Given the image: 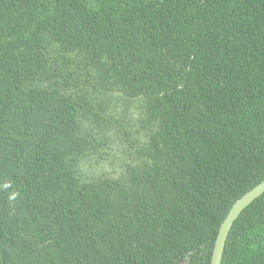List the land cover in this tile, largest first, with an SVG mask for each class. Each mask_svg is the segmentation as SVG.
I'll return each mask as SVG.
<instances>
[{"label": "trees", "instance_id": "trees-1", "mask_svg": "<svg viewBox=\"0 0 264 264\" xmlns=\"http://www.w3.org/2000/svg\"><path fill=\"white\" fill-rule=\"evenodd\" d=\"M263 180L264 0H0V264H211Z\"/></svg>", "mask_w": 264, "mask_h": 264}, {"label": "water", "instance_id": "water-1", "mask_svg": "<svg viewBox=\"0 0 264 264\" xmlns=\"http://www.w3.org/2000/svg\"><path fill=\"white\" fill-rule=\"evenodd\" d=\"M264 193V180L237 200L222 222L214 244L211 264H222L230 231L242 211Z\"/></svg>", "mask_w": 264, "mask_h": 264}]
</instances>
